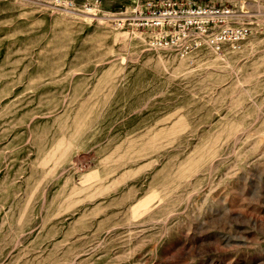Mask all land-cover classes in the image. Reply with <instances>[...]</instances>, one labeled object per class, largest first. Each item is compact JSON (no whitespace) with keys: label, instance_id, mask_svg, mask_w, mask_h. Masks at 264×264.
<instances>
[{"label":"rangeland","instance_id":"1","mask_svg":"<svg viewBox=\"0 0 264 264\" xmlns=\"http://www.w3.org/2000/svg\"><path fill=\"white\" fill-rule=\"evenodd\" d=\"M148 0H0V264H264V0L181 55Z\"/></svg>","mask_w":264,"mask_h":264},{"label":"built area","instance_id":"2","mask_svg":"<svg viewBox=\"0 0 264 264\" xmlns=\"http://www.w3.org/2000/svg\"><path fill=\"white\" fill-rule=\"evenodd\" d=\"M132 19L152 32V44L181 55L203 47L215 52L237 48L249 32L232 8L193 0H148L135 8Z\"/></svg>","mask_w":264,"mask_h":264}]
</instances>
